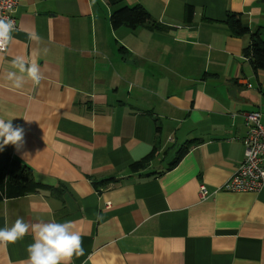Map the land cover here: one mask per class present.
Masks as SVG:
<instances>
[{"label":"crops","instance_id":"0c3cea01","mask_svg":"<svg viewBox=\"0 0 264 264\" xmlns=\"http://www.w3.org/2000/svg\"><path fill=\"white\" fill-rule=\"evenodd\" d=\"M136 5L158 27L113 28L112 13ZM14 15L0 118L24 144L0 150L62 191L3 198L0 228L73 221L85 254L71 264H264V188L220 189L244 158V114L264 123V71L227 20L264 32V0H19ZM16 56L39 64V85L6 79ZM32 242L0 245V264H27Z\"/></svg>","mask_w":264,"mask_h":264},{"label":"clouds","instance_id":"9594fccd","mask_svg":"<svg viewBox=\"0 0 264 264\" xmlns=\"http://www.w3.org/2000/svg\"><path fill=\"white\" fill-rule=\"evenodd\" d=\"M14 30L11 19L0 18V53L6 52L12 43ZM29 38L39 39L34 33H29ZM12 66L16 71H9L6 79L12 82L13 87L22 88L26 80L33 85L41 83L43 76L35 60L29 62L23 56H16ZM12 119L0 118V149L7 145L19 148L24 144V129L14 125ZM29 232L33 242L26 248L27 264H71L74 257L85 254L82 233L76 229L73 221L28 223L23 218H17L11 226L6 224L0 228V245L15 244Z\"/></svg>","mask_w":264,"mask_h":264},{"label":"trees","instance_id":"16d2710c","mask_svg":"<svg viewBox=\"0 0 264 264\" xmlns=\"http://www.w3.org/2000/svg\"><path fill=\"white\" fill-rule=\"evenodd\" d=\"M122 0H108V2L115 6ZM191 15V10H189ZM111 24L113 28L124 25L130 29H135L138 26L151 24L152 28H157L158 25L151 21V16L146 9L142 6L136 5L132 7L123 6L117 8L111 15ZM227 23L236 36H250L249 45L243 50L244 57L249 61L252 68L264 71V32L250 30L242 23L240 18L236 15H230ZM189 142L188 144H191ZM190 146H182L178 150V154L174 161L171 163V168L175 167L181 159L188 152ZM152 153L131 164L130 168L133 171L144 169L148 164ZM115 181V179H108L103 182L107 184ZM61 189L47 187L34 182L31 170L20 163L18 160L13 159L10 155L0 150V200L3 198L18 197L28 193H41L46 192L50 195L60 196Z\"/></svg>","mask_w":264,"mask_h":264},{"label":"built area","instance_id":"2783aa9c","mask_svg":"<svg viewBox=\"0 0 264 264\" xmlns=\"http://www.w3.org/2000/svg\"><path fill=\"white\" fill-rule=\"evenodd\" d=\"M19 0H0V18H8L14 22L17 29V20L14 15ZM259 110L244 114L246 134L243 138L244 158L231 177L223 183L221 190L231 192L260 191L264 188V123ZM211 193L201 184L199 198L207 199ZM109 206V205H108Z\"/></svg>","mask_w":264,"mask_h":264}]
</instances>
